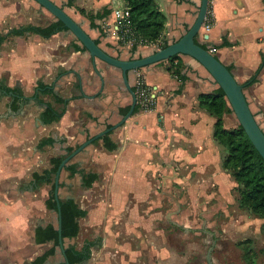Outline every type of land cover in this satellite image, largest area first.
I'll return each mask as SVG.
<instances>
[{"label":"crops","instance_id":"1","mask_svg":"<svg viewBox=\"0 0 264 264\" xmlns=\"http://www.w3.org/2000/svg\"><path fill=\"white\" fill-rule=\"evenodd\" d=\"M52 1L114 56L154 50L138 44L132 51V42L114 32V9L125 6L124 0ZM199 1L157 0L166 16L162 41L186 31ZM104 7L109 12L95 17L94 26L80 11ZM212 8L208 38L198 32L195 39L215 47L213 53L243 84L264 130V0H214ZM56 20L35 0H0V264H52L58 252L64 257L52 239L34 238L38 226L57 228V211L46 204L55 174L43 172L52 166L50 158L117 122L131 101L121 70L93 58L69 29L48 36L25 29ZM179 59V72L168 70L166 61L130 70V84L140 73L155 90V103L77 152L67 161L75 164V173L61 169L58 196L72 197L86 210L77 218L78 233L63 237L64 248L83 228L89 232L80 245L71 244H91L90 256L74 264H143L144 258L173 264L177 252L167 239L168 227L189 221L198 206L223 204L231 195L235 181L222 166L225 149L213 135L215 117L198 100L200 92L218 84L192 56L179 53ZM47 105L63 109L57 120L44 121ZM226 115L223 124L229 127ZM51 247L52 253L37 259Z\"/></svg>","mask_w":264,"mask_h":264},{"label":"trees","instance_id":"2","mask_svg":"<svg viewBox=\"0 0 264 264\" xmlns=\"http://www.w3.org/2000/svg\"><path fill=\"white\" fill-rule=\"evenodd\" d=\"M125 5L129 9L130 26L135 31L136 35L153 41L160 37L165 24V13L159 8L157 0H124ZM90 20V25L94 26L93 19L95 17L104 16L109 12L106 7L103 10L93 12H85L80 10ZM66 28L63 23L57 19L46 26L28 25L25 27L27 30L35 31L48 36L56 30ZM13 32H21L20 30H12ZM3 36H0V42ZM96 42L98 40L95 39ZM81 43V42H80ZM168 42L163 41L160 47L165 46ZM202 46L207 47L205 44L200 43ZM138 46V40L132 43L131 50L134 51ZM81 48L87 49L82 43ZM155 50V49H154ZM135 56H129V58ZM165 65L168 70L179 72L181 68V61L179 54H174L165 60ZM229 68V67H228ZM230 69V68H229ZM40 85V84H39ZM5 90L7 87H4ZM132 88L135 90L134 84ZM51 93L50 89H45ZM63 101V98H59ZM199 105L207 110L215 117L213 135L216 140L224 147L225 154L222 160L223 168L230 174L235 181L232 189H236V201L240 207L250 211L251 214L257 217H264V158L257 151L244 128L238 123L236 126L225 127L223 124V114L232 111L223 89L217 85L216 88L208 92H200L198 94ZM140 109V105L135 103L132 112ZM63 112L57 111L51 105H47L43 111L45 122L57 120ZM97 139V138H96ZM94 139L92 142L96 141ZM76 146H68L62 156H55L50 158L52 166L43 172L47 173L48 177H53L56 168L61 160L67 153L73 150ZM64 169L70 171L72 175L77 171L75 164L67 162ZM33 176L40 178L38 173L34 172ZM46 177V176H45ZM85 184H88L85 182ZM58 185H60L58 183ZM61 206V235L63 237H73L79 231V223L77 218L83 216L86 210L81 208L78 202L72 197H60ZM48 208L57 211L56 200L54 197V190L49 193L46 199ZM264 229V221L261 226ZM34 238L37 242H43L49 239L53 240L54 245L58 243V231L52 223L47 224L45 227L38 226L35 229ZM90 243L85 242L80 248L74 244L65 247V255L70 264L82 262L90 256ZM54 251V247L49 248L47 251L38 256V260L42 261L45 257Z\"/></svg>","mask_w":264,"mask_h":264},{"label":"water","instance_id":"3","mask_svg":"<svg viewBox=\"0 0 264 264\" xmlns=\"http://www.w3.org/2000/svg\"><path fill=\"white\" fill-rule=\"evenodd\" d=\"M44 6L53 16L59 19L63 25L69 29L74 36L87 48L93 58H99L108 64H111L121 70L123 84L130 93L131 101L127 111L115 123L104 128L103 130L89 136L73 150L61 158L56 171L54 179V197L57 205V231H58V244L64 255L66 264H70L65 255V248L63 245V238L61 235V206L58 196V179L63 166L69 161L77 152L83 149L88 143L92 142L95 138L103 135L111 129L120 125L133 111L136 103V94L128 79V72L132 69L147 66L149 64L165 60L174 54L184 53L192 56L199 61L202 66L210 73L215 82L220 86L227 98V101L234 112L238 123L244 128L249 139L257 149V151L264 158V130L259 125L255 115L253 114L246 96L243 92V84L238 82L233 75L232 71L207 47L202 46L195 36L197 35L200 25L203 21L208 0H200L196 11L195 18L186 31L176 40L168 42L165 46L159 47L152 52L135 56L131 58H121L106 52L93 37L81 26L79 22L74 20L61 6L52 0H35ZM10 94L16 96L24 95L10 90ZM13 96V97H14ZM24 102H21L23 105Z\"/></svg>","mask_w":264,"mask_h":264},{"label":"rangeland","instance_id":"4","mask_svg":"<svg viewBox=\"0 0 264 264\" xmlns=\"http://www.w3.org/2000/svg\"><path fill=\"white\" fill-rule=\"evenodd\" d=\"M157 48V45L154 46V49ZM226 116L229 127L238 124L233 111H228ZM73 191L70 190V193ZM66 193L68 191L64 187L62 194ZM236 195V189H232L226 203L216 205L209 202L208 207L198 206L192 210L190 220L183 223L188 226L182 224L168 227L167 239L177 252L173 264H264V229L261 227L264 217L254 216L249 210L240 207ZM88 232L81 229L78 237L72 238L68 244L80 245ZM56 260L58 264H66L59 252L53 256L51 263L55 264ZM141 262L149 264L148 258ZM154 264L163 262L155 260Z\"/></svg>","mask_w":264,"mask_h":264},{"label":"built area","instance_id":"5","mask_svg":"<svg viewBox=\"0 0 264 264\" xmlns=\"http://www.w3.org/2000/svg\"><path fill=\"white\" fill-rule=\"evenodd\" d=\"M214 0L207 1V9L203 18V21L199 28V33L203 36L204 39L208 38V33L213 25V4ZM114 14L116 16V24L114 28V32L118 34L121 40L135 42L136 39L138 43H150L154 44V46L160 47L162 44L161 37L156 38L155 40H147L145 38L138 37L135 31L130 26V14L128 7L122 6L114 9ZM208 50L214 52V46H207ZM135 86V94H136V103L140 105V108H149L155 103L156 95L155 90L147 83L143 76L138 73L136 80L134 82Z\"/></svg>","mask_w":264,"mask_h":264}]
</instances>
